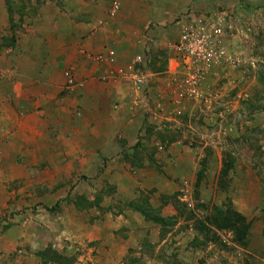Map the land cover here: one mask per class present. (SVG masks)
<instances>
[{"label":"rangeland","instance_id":"1","mask_svg":"<svg viewBox=\"0 0 264 264\" xmlns=\"http://www.w3.org/2000/svg\"><path fill=\"white\" fill-rule=\"evenodd\" d=\"M196 4L184 12L229 14L254 62L209 80L201 100L175 102L168 73L182 10L152 7L134 37L133 57L151 47L135 88L144 111L126 135L104 124L95 141L56 111L28 140L0 115V264H264V0ZM36 8L0 0V92L25 77L14 54ZM59 69L54 106L77 83Z\"/></svg>","mask_w":264,"mask_h":264},{"label":"crops","instance_id":"2","mask_svg":"<svg viewBox=\"0 0 264 264\" xmlns=\"http://www.w3.org/2000/svg\"><path fill=\"white\" fill-rule=\"evenodd\" d=\"M23 1L27 0H15L17 4ZM29 1L37 8L29 14L30 18L23 16L29 23L25 33L18 34L20 43L13 63L16 68L20 66L19 76L25 77L14 80L12 93L0 92L2 120L10 114L8 119L12 118L21 137L29 140L31 137L24 133L37 131L34 124L43 118L52 123L53 113L58 111L70 123L74 117L80 133H91L98 141L104 124H108V132L123 136L130 130L131 120L144 111L133 84V77L141 73L140 68L133 66L134 37L141 30L140 21L155 15L152 7L162 15L182 10L181 15L186 6L194 1L198 6L203 0H144L147 8L143 18L137 14L141 11L139 0H119L120 9L114 17L109 13L112 0ZM146 34L152 39L155 28L148 25ZM145 43L140 46V53L145 46L150 47ZM149 56L150 51L145 78L150 75ZM172 56L170 51L169 74L175 64ZM60 65L73 69L77 83L70 85V92L64 93L62 102L54 106L59 98L57 87L62 83ZM27 80L31 88L23 83Z\"/></svg>","mask_w":264,"mask_h":264},{"label":"built area","instance_id":"3","mask_svg":"<svg viewBox=\"0 0 264 264\" xmlns=\"http://www.w3.org/2000/svg\"><path fill=\"white\" fill-rule=\"evenodd\" d=\"M119 9V0H112L110 15ZM231 16L225 12L213 14L199 11H187L176 18L177 35L170 44L173 53V69L170 75L176 84L175 102L182 100H201L202 87L209 80L226 71H236L247 64L254 65L243 47L240 32H237L227 20ZM150 47L133 59V66L145 64ZM145 76L137 73L133 84L141 86ZM181 114L182 109L176 108Z\"/></svg>","mask_w":264,"mask_h":264},{"label":"trees","instance_id":"4","mask_svg":"<svg viewBox=\"0 0 264 264\" xmlns=\"http://www.w3.org/2000/svg\"><path fill=\"white\" fill-rule=\"evenodd\" d=\"M49 253L56 254L54 251H52V250H50V249L47 250V251H41V252L39 253V256H40V258H41V260H42L43 262L47 261V257H46V255L49 254Z\"/></svg>","mask_w":264,"mask_h":264}]
</instances>
